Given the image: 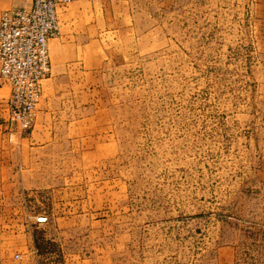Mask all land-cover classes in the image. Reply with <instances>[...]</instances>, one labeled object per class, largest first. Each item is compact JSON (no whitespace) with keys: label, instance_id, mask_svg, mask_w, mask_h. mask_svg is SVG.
<instances>
[{"label":"rangeland","instance_id":"374dc122","mask_svg":"<svg viewBox=\"0 0 264 264\" xmlns=\"http://www.w3.org/2000/svg\"><path fill=\"white\" fill-rule=\"evenodd\" d=\"M91 6L30 131L0 78V264H264V0Z\"/></svg>","mask_w":264,"mask_h":264},{"label":"built area","instance_id":"2783aa9c","mask_svg":"<svg viewBox=\"0 0 264 264\" xmlns=\"http://www.w3.org/2000/svg\"><path fill=\"white\" fill-rule=\"evenodd\" d=\"M71 1L30 0L0 16V78L10 88V120L23 131L35 124L43 81L51 72L50 40L60 34L59 12Z\"/></svg>","mask_w":264,"mask_h":264},{"label":"crops","instance_id":"0c3cea01","mask_svg":"<svg viewBox=\"0 0 264 264\" xmlns=\"http://www.w3.org/2000/svg\"><path fill=\"white\" fill-rule=\"evenodd\" d=\"M29 1L0 0V16L3 11L25 6ZM94 1L84 0L73 4V13H64L62 10L65 8L60 10V34L50 40L53 50L51 72L44 81L51 80L58 70H68L72 65L73 72H82L81 70L87 69L86 55H94V59H100V55L104 51L103 47L108 36L109 27L107 28L108 21H105L107 15L103 13V10L91 6V2ZM62 52H65L64 56H62ZM42 101L38 106L37 118L41 112Z\"/></svg>","mask_w":264,"mask_h":264}]
</instances>
